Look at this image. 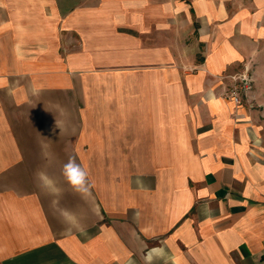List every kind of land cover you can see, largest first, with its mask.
Segmentation results:
<instances>
[{
    "label": "crops",
    "instance_id": "crops-1",
    "mask_svg": "<svg viewBox=\"0 0 264 264\" xmlns=\"http://www.w3.org/2000/svg\"><path fill=\"white\" fill-rule=\"evenodd\" d=\"M263 62L264 0H0V253L264 264V109L225 77Z\"/></svg>",
    "mask_w": 264,
    "mask_h": 264
},
{
    "label": "clouds",
    "instance_id": "clouds-1",
    "mask_svg": "<svg viewBox=\"0 0 264 264\" xmlns=\"http://www.w3.org/2000/svg\"><path fill=\"white\" fill-rule=\"evenodd\" d=\"M63 175L65 176L67 182L72 186V188L84 195L90 193V183L87 180V172L81 165L77 164L75 159L69 157V160L63 166ZM37 176L41 181L44 182L43 186L49 188L52 186V181L43 173L38 172ZM52 191L59 195L60 190L52 187ZM58 201L54 200L53 205H57ZM61 216L64 222L69 225V230L71 227L76 226V217L74 214L68 212L67 210H61ZM145 264H156L157 261H163V264H168L169 256L164 246L154 247L147 251L144 257ZM134 264V262H133Z\"/></svg>",
    "mask_w": 264,
    "mask_h": 264
},
{
    "label": "built area",
    "instance_id": "built-area-1",
    "mask_svg": "<svg viewBox=\"0 0 264 264\" xmlns=\"http://www.w3.org/2000/svg\"><path fill=\"white\" fill-rule=\"evenodd\" d=\"M232 80L228 95L237 104L246 97H250L254 88V76L251 65L246 64L240 71L226 75Z\"/></svg>",
    "mask_w": 264,
    "mask_h": 264
},
{
    "label": "rangeland",
    "instance_id": "rangeland-1",
    "mask_svg": "<svg viewBox=\"0 0 264 264\" xmlns=\"http://www.w3.org/2000/svg\"><path fill=\"white\" fill-rule=\"evenodd\" d=\"M252 73L254 76V88L251 94V98L255 95L254 101H257V104L262 106L264 109V62L259 65V74L255 73V70L252 69ZM256 92V94H255ZM3 238H1L0 246L2 248ZM19 254L12 253H0V264H18L15 261H12L11 258L18 256ZM4 256V257H3Z\"/></svg>",
    "mask_w": 264,
    "mask_h": 264
}]
</instances>
